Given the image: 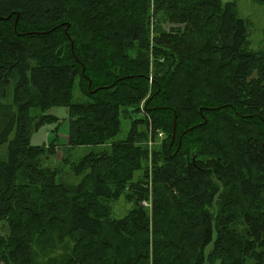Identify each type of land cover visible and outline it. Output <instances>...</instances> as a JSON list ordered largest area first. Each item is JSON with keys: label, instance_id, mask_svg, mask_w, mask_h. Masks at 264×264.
<instances>
[{"label": "trees", "instance_id": "obj_1", "mask_svg": "<svg viewBox=\"0 0 264 264\" xmlns=\"http://www.w3.org/2000/svg\"><path fill=\"white\" fill-rule=\"evenodd\" d=\"M249 26L221 0H0V264H39L34 245L53 234L75 247L49 264H112L124 238L144 264H264V49ZM53 106L67 109L65 163L130 120L71 163L78 185L39 165L53 145L29 142L58 119L28 110ZM123 195L131 213L108 220Z\"/></svg>", "mask_w": 264, "mask_h": 264}, {"label": "rangeland", "instance_id": "obj_2", "mask_svg": "<svg viewBox=\"0 0 264 264\" xmlns=\"http://www.w3.org/2000/svg\"><path fill=\"white\" fill-rule=\"evenodd\" d=\"M223 4L227 2H235L236 9L240 18L249 22L248 37L251 41L250 48L254 52H261L264 49V0H221ZM224 77V73H221ZM4 101V100H1ZM86 98L81 93L76 79L72 87L71 102H85ZM30 117H39L41 115H49L58 119V122L44 121L38 127H32L30 130L29 142L32 146H39L48 148L53 145L54 154L52 156L43 155L38 159V163L41 167H47L49 169H57L59 171L58 180L63 182L67 186L78 185L81 182L83 176H75L71 169V163L77 162L82 157L90 153H99L101 151H108L110 145L113 142H117L126 138L130 128V120L120 119V131L109 143L96 146H80L69 149L66 152L69 163H65L62 159L65 155L64 149L68 145L69 134V122L67 109L65 107L53 106L42 112L39 108H31L28 110ZM140 115H132V118H140ZM215 129V128H214ZM14 134H10L8 140L12 139ZM164 137V133L162 135ZM7 142L0 146V155L4 154L7 149ZM151 148H157V146H150ZM141 172L134 174V180H138L141 177ZM36 198V197H34ZM37 199V198H36ZM134 203L128 201L125 196H121L116 201L109 202L110 217L108 220H122L131 213ZM149 209L150 206H144ZM215 207V205L213 206ZM208 208V207H207ZM214 211V208H209ZM24 222H27L25 220ZM195 231L187 230L188 236L191 238ZM9 225L7 222L0 223V236L8 237ZM174 232H170L172 235ZM39 236V235H38ZM199 237V236H198ZM39 236V241L34 245V259L39 264H49L54 259H61L68 257L74 249V242L69 238H59L56 234L50 235L44 239ZM108 239V238H107ZM139 238H137L138 240ZM177 240V239H176ZM176 240L169 244V253L172 252H185L183 257L187 254V248L189 245L183 244L180 249H175L174 244ZM190 239V249L192 251H198L199 244L192 243ZM119 243L124 249L125 253L123 258L119 255L116 257L114 254L115 244ZM111 248L113 252L112 264H144V261H138V258L143 256V249L138 248L139 243H134L131 239L118 240ZM212 249L211 246L207 247L205 254ZM125 257V258H124ZM187 262H189L187 260ZM190 263V262H189ZM205 264H212L206 262ZM214 264H219V261H215Z\"/></svg>", "mask_w": 264, "mask_h": 264}, {"label": "built area", "instance_id": "obj_3", "mask_svg": "<svg viewBox=\"0 0 264 264\" xmlns=\"http://www.w3.org/2000/svg\"><path fill=\"white\" fill-rule=\"evenodd\" d=\"M162 135H163V134H162L161 132L158 133V136H159V137H163ZM141 204H142L143 206H151L149 201H143Z\"/></svg>", "mask_w": 264, "mask_h": 264}, {"label": "water", "instance_id": "obj_4", "mask_svg": "<svg viewBox=\"0 0 264 264\" xmlns=\"http://www.w3.org/2000/svg\"><path fill=\"white\" fill-rule=\"evenodd\" d=\"M68 27V26H67ZM22 35H24V34H22ZM88 87H89V85H88Z\"/></svg>", "mask_w": 264, "mask_h": 264}]
</instances>
